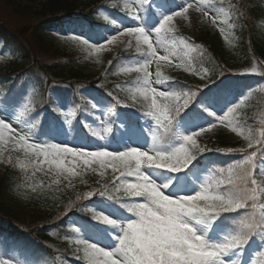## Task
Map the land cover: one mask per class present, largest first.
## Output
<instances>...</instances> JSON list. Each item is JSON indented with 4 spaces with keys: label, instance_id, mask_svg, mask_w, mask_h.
<instances>
[{
    "label": "snow or ice",
    "instance_id": "obj_1",
    "mask_svg": "<svg viewBox=\"0 0 264 264\" xmlns=\"http://www.w3.org/2000/svg\"><path fill=\"white\" fill-rule=\"evenodd\" d=\"M228 7L235 19L243 15L233 5ZM189 9L204 18L213 12V25L219 20L228 29L235 27L223 0H134V7L124 5L130 19L109 21L117 34L95 33L94 38L85 25L74 22L58 33L96 53L104 47L102 42L112 45L118 36L129 38L128 49L134 42L136 56L127 58L134 62L119 71L135 72L136 80L115 86L127 91V101L112 92L107 93L111 101L103 103L81 97L82 103L71 112L73 117L77 111L95 117L97 128L83 121L90 136L79 134L66 119L60 123L44 118L38 108L45 103L65 116L59 97L37 105L34 86L0 92V158L5 152L22 153V161L19 156L16 160L22 171L31 172L29 180L40 172L50 176L53 185L68 181L71 186L75 177L91 172L104 178L111 170L109 180H97L99 187L76 196V201L98 198L83 209L90 219L70 221L77 226L71 229L69 243L83 264H245L250 245H258L254 253L264 250V129L259 137L251 128L246 134L239 131L236 110L244 103L243 95L226 78L212 80L208 68L193 66L203 63V49L178 36L174 24V18L188 20ZM103 18L109 20L107 15ZM219 31L223 34L225 28ZM178 51L184 56L178 57ZM4 59L0 55V61ZM175 59L181 62L173 64ZM165 67L182 68L211 83L192 90L165 75ZM256 73L252 67L240 74ZM137 106L140 115L123 111ZM98 107L105 119L93 111ZM217 122L244 136L247 149L201 144L199 138ZM238 153L241 159L229 165L212 158ZM7 163L13 160L9 157ZM40 187H45L43 181ZM29 188L38 193L32 184ZM74 206L69 202L66 210ZM0 264L57 261L45 249L0 234ZM247 264L255 261L249 257Z\"/></svg>",
    "mask_w": 264,
    "mask_h": 264
},
{
    "label": "trees",
    "instance_id": "obj_2",
    "mask_svg": "<svg viewBox=\"0 0 264 264\" xmlns=\"http://www.w3.org/2000/svg\"><path fill=\"white\" fill-rule=\"evenodd\" d=\"M1 1L4 2L14 16L31 20L33 22V31L36 32L38 37L43 34H54L61 37L58 34L61 33L60 27L68 21L75 24H81V20L105 23L103 18L105 15L102 8L108 5L119 7V0ZM217 2H220V0H217ZM235 2L236 0H223V4L227 6L229 4L234 6ZM237 2L243 6L244 4H249V8L246 5L243 7L244 10L239 9L243 14L239 19H235V14L230 10L233 17L231 22L235 24V27L231 29L233 32L232 42L228 45V49L223 51L225 54L223 58L218 57V46L211 40V30L203 36L198 35L195 31H182L181 36L188 38L191 43L199 45L203 49L204 61L202 64L194 63V67L199 68L202 66L208 68L212 80L227 77V82H233L236 92L239 93V85L246 83V77L236 71L248 68L251 65L249 59L254 57L264 64V31H262L264 28V0H237ZM2 20L0 18V38L3 39L4 45L9 46L14 54L22 53L24 57H28L29 45H25L18 33ZM53 49L55 51L52 55L53 58L49 59L43 66V69L50 74L51 78L56 81L69 80L77 83L81 82L82 84L96 81L94 77L85 72V68L89 64V58L84 52L76 50L66 51L56 46H53ZM100 58L103 64V71L111 75H116L117 70L124 66L121 47L104 51ZM15 67L5 68L4 72L0 70V76H16L15 70H12ZM31 69L35 77L40 78V69L36 67H31ZM221 72H223V76H221ZM167 73L171 74L175 81L187 86L202 87L207 82L202 81L199 76L183 71L182 68L174 69L170 67ZM22 75L28 83H35L37 80L34 77L30 78L24 76V74ZM118 75L120 76V74ZM136 76L137 74L133 72L127 81H135ZM115 86L113 84L110 85L108 91L119 96L121 100L127 101V94L118 91ZM136 108L139 109V106ZM237 112H239V129L246 134L251 128L256 135L257 131L262 127V119L264 117V87H258L253 90L248 96L245 105L240 106ZM210 134L213 139V149H236L241 144L242 139H245L242 135L240 139L236 138L221 126L210 130ZM14 152L16 154H4V157L0 158V223L13 227L21 234V236L16 238V241L45 249L51 256L56 258L57 264H67V260L83 264L81 260L76 259L74 251H71L68 247H57L52 243V245H46L42 240L36 241L35 239L47 236V234H42L36 228L39 226L48 227L55 222L62 221L60 223L62 228L71 229L66 225L67 217L76 213L83 218L86 214L83 209L88 208L87 203H94L98 199L93 197L76 201V196L91 188L99 187V184L96 183L97 180H101V182L109 180L111 178V170L108 171L104 178L88 172L83 176V180L86 183L72 180L71 186H68V181H62L59 186H56L51 184L52 178L50 176L40 172H37L35 177L29 180L31 172L25 173L22 171L19 167V162L16 160L19 156L22 161L23 156L18 154L19 152ZM9 157L13 160L12 164L7 163ZM41 181L45 185L43 188L40 187ZM29 184L37 187L38 193H32ZM49 185L50 187H48ZM69 202H75V206L71 210H66ZM53 243L56 244L57 242Z\"/></svg>",
    "mask_w": 264,
    "mask_h": 264
},
{
    "label": "rangeland",
    "instance_id": "obj_3",
    "mask_svg": "<svg viewBox=\"0 0 264 264\" xmlns=\"http://www.w3.org/2000/svg\"><path fill=\"white\" fill-rule=\"evenodd\" d=\"M128 3H130V6L134 7V0H127ZM235 7L240 9V10H244V6L249 4H244V6L242 4H240L239 2L234 3ZM242 5V6H241ZM214 11V10H213ZM188 20H184L183 18H174V24L176 27L181 28L182 30L184 29L185 31L187 30L188 32H192L195 31L197 32L198 35H205L208 31H212L211 33V40L213 42H215L216 44H218V57L219 58H223L225 56V54L223 53L224 50L228 49V45L231 44V40H232V33L229 29H226L225 25H221L219 23V20L217 21L216 24V29H213L212 23L211 21V16L213 15V12H210V16L208 18H204L201 16L200 13L195 12L194 9H189L188 12ZM120 16V15H117ZM0 18L3 19L2 21L7 23L12 29H14L20 39H22V41L25 43V45H29L28 46V57H23L22 55L20 56L19 54V61H20V65L18 68H16L15 70H25L27 68L30 67H36L38 69H40V72L43 75H49L47 72H45V70L43 69V66L45 65V63L53 58L52 55L54 54V49H53V44L56 47L62 48L63 50L66 51H70L72 49L74 50H78V51H85L87 52V54L89 55V64L88 67L86 68V72L88 75H91L92 77H94V79L96 80V82H104V84H114L116 83V81L112 78H110L108 75H102L100 73V68L102 67V62H101V58L99 56V53L96 52H90L87 48V46L84 45H80L77 44L75 42H69L67 43L66 41H64L63 39H59L56 37H52V36H48V35H42L40 37H38V35H36V32H34V28H33V22L29 19H25L23 17H18V16H14L10 11L9 8L4 4L3 1L0 0ZM119 21L122 18H128L130 19V17H128V14L126 15H122L121 17H118ZM220 27H224L225 28V32L222 34L219 29ZM264 31V28L263 30ZM227 36V39L225 38ZM128 37L124 36V37H119L116 42H114L112 45H108L107 43L104 44V47L101 49L100 53H103L106 50L111 49L114 46H117L121 43H124L126 41H128ZM224 42V43H223ZM222 43V44H221ZM134 44V42H133ZM221 44V45H220ZM3 46L2 44H0V55H3L4 57L8 58L9 57V53L5 50H2ZM126 53V52H125ZM133 53H135L133 51ZM177 56L179 57V53L177 52ZM249 63H251L250 67L245 69V70H251L252 67H256L257 70H264V64H262L258 59L251 58L249 59ZM179 59H175L173 60V63H178ZM11 66H17V62L15 63L14 59H4L3 61H0V69H2L3 67H6L8 69H10ZM155 66H152V70H154ZM13 70V69H12ZM51 78V77H50ZM121 85H126L121 83ZM81 97H85L86 99H90L93 101V103L96 102V100H101V103L104 102V100L97 98L94 94L92 93H82ZM93 97L96 98V100L93 99ZM106 110V109H105ZM100 114H101V119H105L104 115H103V111L100 110ZM222 115V113H220ZM237 120H238V116L236 114ZM15 127V124L13 125ZM229 127V126H227ZM19 130V129H18ZM227 130H229L230 132L233 133L234 136H238L237 132L232 131V128L229 127ZM199 142L201 144H206L209 148H211L213 146V139L212 136L210 134L209 131H206L205 133L202 134V136L199 138ZM247 144V143H246ZM247 148V145H244L242 148H238V149H245ZM16 154V153H15ZM74 182H81V180H83V177H75L72 179ZM36 230H39L40 232H46L48 231V229H46L45 226H39L38 228H36ZM55 232L56 235H51L49 234V236L46 237V242L49 243V240L52 239H59L58 243L59 245H64L65 247L70 248L72 251H74L75 249V245L69 243V240L73 238V236L70 235V233L68 231H65L63 229H58V231L56 230H50V233ZM0 234H3L4 236H7L9 234L8 229L5 226L0 225ZM63 234V235H61ZM67 237V238H66ZM258 247L257 244H253L252 249L250 250V252H246L244 255V260H245V264H247L249 257H251L255 263L256 261L259 260V256H257L259 253H263L264 255V250H262L261 252H256L254 253V249H256ZM257 257V258H256ZM256 258V260H255Z\"/></svg>",
    "mask_w": 264,
    "mask_h": 264
}]
</instances>
